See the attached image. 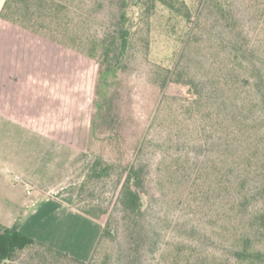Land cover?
I'll return each instance as SVG.
<instances>
[{
    "label": "rangeland",
    "instance_id": "374dc122",
    "mask_svg": "<svg viewBox=\"0 0 264 264\" xmlns=\"http://www.w3.org/2000/svg\"><path fill=\"white\" fill-rule=\"evenodd\" d=\"M185 1L195 23L188 26L157 3L148 27L133 26L124 71L109 81L107 95L117 102L119 129L100 132V139L88 151L91 164L101 156L116 168L85 188L78 199L76 193L71 203L76 210L102 209L104 213L95 219L101 229L108 219L115 226V239L99 246L95 264L104 259L107 264H170L174 246L181 243L209 257H225L230 241L222 230L231 227L229 217L236 216L237 210L230 208L226 189L218 186V170L228 173V188L234 180L230 161L234 156L239 159L236 135L244 142L239 149L252 155L253 166H257L254 157L264 154V146L253 149L247 145L252 139L264 141L260 99V93L264 94V29L249 16L241 0H230L238 19L235 30L224 26L203 0ZM75 2L84 7L76 15L92 17L83 35L101 34L117 12L112 0ZM128 13L135 21L136 10ZM157 66L173 72L163 88L154 80ZM178 67L181 78L174 73ZM43 71L38 84L41 94H56L59 116L66 105H73L76 135L82 138L88 133L89 144L98 83L96 61L61 45L47 44ZM184 77L199 84L197 102L186 101L193 90L183 82ZM255 150L258 153L253 155ZM131 163H141L145 169L143 227L135 240L118 202L121 168ZM233 186V191L242 189ZM27 260L20 253L10 264H27Z\"/></svg>",
    "mask_w": 264,
    "mask_h": 264
},
{
    "label": "trees",
    "instance_id": "16d2710c",
    "mask_svg": "<svg viewBox=\"0 0 264 264\" xmlns=\"http://www.w3.org/2000/svg\"><path fill=\"white\" fill-rule=\"evenodd\" d=\"M112 1L117 12L112 15L107 27L99 35L87 33L83 35L85 24H88L92 17L87 13H83L82 16L76 15L78 10L84 7L79 6L75 0H4L0 9V111L7 113L15 103L22 101L20 100L22 89L24 87L29 89L31 74L36 72L40 76L43 73L45 46L57 44L82 53L94 59L97 64L98 83L88 148L91 149L92 143L100 139L98 138L100 132L117 131L119 129L117 123L120 120L118 105L113 97L107 95L108 84L124 71L135 33L133 26L141 23L148 27L157 3L180 17L188 26L195 21L193 10L185 0ZM241 2L249 16L264 29V0ZM203 3L217 14L224 26L230 30L238 29V19L230 0H203ZM134 9L135 21L128 13ZM233 47L236 52L239 50L236 46ZM153 70L155 82L163 88L170 73L173 72L163 66H157ZM174 73L181 78L182 71L179 67ZM183 82L193 90L192 98L188 97L186 101L197 102L201 98L199 84L189 77H184ZM255 87L261 92L258 85ZM260 99L264 106L263 93H260ZM241 139L240 135H236L234 139L239 159L234 156V161H230L234 180L228 188L226 187L228 173L218 170V186L220 189H226L230 198V208L237 210L236 216L229 217L231 227L222 230L226 232L222 234L228 235L230 241L228 254L225 257L221 255L209 257L191 244L181 243L174 246L175 256H170V264H264V154L254 157L257 166H253L252 155L246 156L245 151L239 149L244 146ZM247 145L254 149L260 145L264 146V141L252 139ZM257 153L255 150L253 155ZM173 166L174 172H177V165ZM115 168L114 163L96 156L78 188L76 199L81 197L85 188L92 183L110 176ZM253 172L257 173L250 174ZM121 175L118 202L127 220L128 232L135 240L143 227L142 193L145 169L141 163L126 164L121 168ZM233 185H238L242 189L233 191ZM247 185L248 189L245 191ZM253 199L257 200V203L253 204ZM77 209L94 219L104 213L97 207ZM19 226L20 221L11 226L0 223V264H10L20 253L27 255V264H95L99 246L106 239H115V226L108 219L100 231L91 255L83 260L22 233ZM130 251L135 252V249L131 248ZM100 264H107V261L104 259Z\"/></svg>",
    "mask_w": 264,
    "mask_h": 264
},
{
    "label": "crops",
    "instance_id": "0c3cea01",
    "mask_svg": "<svg viewBox=\"0 0 264 264\" xmlns=\"http://www.w3.org/2000/svg\"><path fill=\"white\" fill-rule=\"evenodd\" d=\"M43 74H31L22 101L0 111V223L20 221L22 233L86 260L101 227L71 203L91 165L89 137L76 135L73 105L59 116L56 94H41Z\"/></svg>",
    "mask_w": 264,
    "mask_h": 264
},
{
    "label": "built area",
    "instance_id": "2783aa9c",
    "mask_svg": "<svg viewBox=\"0 0 264 264\" xmlns=\"http://www.w3.org/2000/svg\"><path fill=\"white\" fill-rule=\"evenodd\" d=\"M32 190H33V187L29 184H26V187H25L26 194H30Z\"/></svg>",
    "mask_w": 264,
    "mask_h": 264
}]
</instances>
